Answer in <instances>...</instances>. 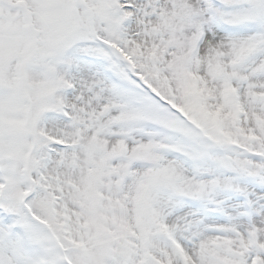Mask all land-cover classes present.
<instances>
[{"label": "snow or ice", "instance_id": "1", "mask_svg": "<svg viewBox=\"0 0 264 264\" xmlns=\"http://www.w3.org/2000/svg\"><path fill=\"white\" fill-rule=\"evenodd\" d=\"M0 264H264V0H0Z\"/></svg>", "mask_w": 264, "mask_h": 264}]
</instances>
